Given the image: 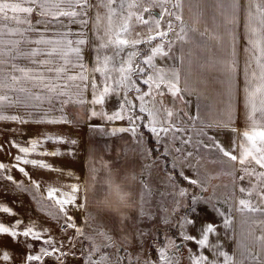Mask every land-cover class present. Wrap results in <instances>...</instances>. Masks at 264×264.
Wrapping results in <instances>:
<instances>
[{
	"label": "snow or ice",
	"instance_id": "snow-or-ice-1",
	"mask_svg": "<svg viewBox=\"0 0 264 264\" xmlns=\"http://www.w3.org/2000/svg\"><path fill=\"white\" fill-rule=\"evenodd\" d=\"M206 3L207 0H95V3L92 0H0V121L21 126H76L93 118L108 125L114 121L122 122L120 126L108 127L89 123L88 127L111 137L129 134L135 146L124 153L125 157L131 152L141 160L151 161L142 165V173L159 168L161 157L165 158L168 163L163 167L168 170L161 182L171 189L160 192L159 199L153 203V188L149 183L139 181L142 190L139 207L135 205L132 209L135 218L129 215L120 218L122 226L132 220L134 236H125L121 244L110 234L111 228L103 227L106 218L99 221L100 229L93 226L97 217L87 211L85 190L89 177L83 183H61L42 188L41 182L33 179L24 167L31 165L49 170L57 173L58 178L74 177L73 169L65 170L63 165L54 166L45 159L30 156L71 158L69 163L75 164L79 162L78 149L72 146L78 144L77 139L46 133L43 138L12 140L11 147L17 149L18 154L13 158L14 163L0 162V180L10 182L21 193L32 194L38 205L47 201L46 207L50 209L47 214L58 222L61 232L75 230V235L68 237L65 244L63 237L57 238L48 227L39 228L32 218L27 222L17 218L10 224L0 221V234L26 249L21 264H45L46 259H52L54 264H67L69 258L82 259L83 264H114L113 257L118 258L119 264H124L125 260L127 264H180L179 253L190 242L197 245V250L188 247L189 264H264V0H244L242 89L238 82L241 71L237 31L241 2L213 0L210 24L205 13ZM169 4L171 8L166 7ZM186 6L188 19L184 16ZM156 8L160 9L158 15L153 11ZM90 11L94 12V18L89 17ZM145 14H148L147 19ZM164 17L168 20L166 28L162 29ZM90 22L92 36L97 41L94 45L86 31ZM74 24L78 25L76 31L71 28ZM41 25L43 28L39 27ZM136 26H148L149 32L154 27L156 31L147 38H130ZM176 46H179L178 55H174ZM89 49L93 53L91 66L84 56ZM158 61L173 63L160 64ZM205 71L224 76L219 82L226 85L227 101L219 112L210 108L207 116L202 115L197 103L196 114L190 115L186 110L190 101L185 100V96L196 92L199 101L202 95L190 81L204 82L202 74ZM89 85L91 99L85 95ZM240 91L243 92L244 115L249 129L242 133L243 139L238 146L233 139L230 151L214 136H209L207 129L237 131L231 125L235 121L236 97ZM165 95L173 98V107L165 105ZM110 98L117 101L114 109L107 108ZM177 101L183 108H175ZM69 105L81 109L73 119L65 112ZM86 105L89 107L85 115ZM16 108L26 111L23 115L7 114V110ZM186 124L191 127L186 128ZM144 129L153 139L152 146H147ZM11 131L21 132L20 129ZM186 132L193 134L185 138L181 134ZM177 141L181 147H174ZM47 142L68 148L62 151L57 146L46 150L43 146ZM156 145L162 146L163 152L152 159ZM184 146L196 149V164L190 162L194 153L185 152ZM237 147L239 155L233 154ZM201 148L218 153L216 159L209 162L221 165L217 175L230 177L232 184L238 186L241 197L235 206L230 202V196H216L215 188L219 186H213L212 196L203 195L213 177L201 174L203 157L198 154ZM4 151V146L0 145V152ZM101 161L98 167L94 161L90 168V173H97L93 179H98L100 172L111 175L114 170L109 162ZM186 169L196 178H191ZM237 170L241 173L238 180ZM14 171L22 174L29 183L17 181L12 174ZM76 179L79 181L80 177ZM245 181L249 186H239ZM182 182H187V186H182ZM101 188L102 183L98 185V189ZM190 188L199 191L192 193ZM220 204H228L227 211L218 206ZM202 206H206L218 222L204 220L199 210ZM75 211L86 213L84 223L90 231H85L73 214ZM180 212L183 214L177 218ZM0 213L17 216L6 203H0ZM154 217H158L155 222ZM142 222L153 224L150 229H144L139 227ZM161 226L165 234L164 241L155 249L158 260L144 258L147 240L155 239ZM257 227L260 235H254ZM171 229L177 230L180 243L170 234ZM221 236L229 241L235 238L232 254L224 250ZM77 240L81 241L79 255L75 251ZM68 245L71 247L65 250ZM134 245L141 251L132 255L129 248ZM0 261L13 264V256L7 250L0 251Z\"/></svg>",
	"mask_w": 264,
	"mask_h": 264
},
{
	"label": "crops",
	"instance_id": "crops-1",
	"mask_svg": "<svg viewBox=\"0 0 264 264\" xmlns=\"http://www.w3.org/2000/svg\"><path fill=\"white\" fill-rule=\"evenodd\" d=\"M93 2V1H92ZM242 8L241 11L239 13L240 15V21H239V27L237 29L239 36H240V43H239V48H238V60H239V65H240V71H241V76L238 80L239 82V86L242 89L243 88V79H242V70H243V66H244V62H245V53H244V44L245 41L243 39L244 36V9H243V5H244V0H240ZM205 13L206 16L209 19V24L211 23V16L213 15V8H214V3L213 0H207V3L205 4ZM94 12L90 11L89 12V17H93ZM189 17V13L185 16V19H188ZM36 17L33 16V21H35ZM65 23H67V21L65 20ZM40 28H43V25L39 26ZM71 28L73 31L78 30V25H71ZM200 30L203 31L204 30V25L201 24L200 25ZM87 33H88V37L91 41V44H93V36H92V23L90 22L87 29H86ZM75 39L76 37H70ZM158 42V41H157ZM177 51L174 55H178L179 54V46H176ZM85 56V61L89 63V65L91 66V62H92V51L86 50L84 53ZM19 63L21 64H25V61H19ZM173 63V62H172ZM184 75V73L182 72V76ZM203 77V81H197V80H192L190 81V83H192L193 87L202 93V95L200 96L199 101L197 100V93L193 92L192 95H186L185 96V100L190 101V104L187 107V111L189 112L190 115H195L197 112V103L200 104L201 109H202V115L207 116L209 113V109H213L214 112H219V110L221 108L224 107L226 101H227V96L225 95L226 92V85L225 84H221L219 81L224 80V76L219 73V72H208L205 71L202 74ZM183 86V84L181 85ZM144 90H146V86H143ZM86 97L88 99H91V89H90V85H89V90L85 93ZM173 99V98H172ZM59 106V105H58ZM176 107L178 109L183 108V105L177 101L176 102ZM25 109H20V108H16V109H9L7 110V114H21L23 115L25 113ZM65 112L66 114L69 116L70 119L75 118L78 114L81 113V109L78 106L75 105H69L65 108ZM85 112V108L83 110V113ZM56 115H59V113H55ZM181 116L183 115V112L180 113ZM95 125H104L105 127L108 126H120L122 124V122H112V125H108L106 122L104 121H99L98 122H94ZM197 126L200 127V125L198 124ZM231 127H234L235 129H237L236 131V135L242 131L248 130L249 129V125L247 124L246 120H245V115H244V108H243V92L240 91L237 94L236 97V112H235V121L234 123L231 125ZM11 129H20L21 132L17 133V132H13L11 131ZM210 131H214L216 132V135H220V138H224V135L228 132H230V129H220V128H213V129H207V132L209 133ZM233 132V131H231ZM26 133V134H23ZM46 133H51V134H63L65 136H67L68 138H75L78 140V144L75 146H72L75 149H78V156H79V162L75 163V164H70L69 160L71 158H65V157H40L36 154H32L30 156V158H37V159H45L47 162L52 163L54 166H60L63 165L65 167V170L68 169H73L75 172L74 177H67V176H62L58 178V174L51 172L49 170H42V169H36L33 168L31 165L28 166H24L26 171H29L30 176L33 179L38 180L39 182H41L42 184V188L46 187L47 185H54V186H58L61 183H73V182H80L83 183V181L85 179H87L90 175V168L93 165V162L96 161L97 162V166H99V161L101 158H108L110 156L111 161L108 160L107 162H109L112 166V164L115 162V160L117 159V156H121L122 158H126V159H132L133 158V154L131 152H128V156L125 157L124 153L126 151H128L129 149L133 148L134 142L131 140V137L129 134H118L116 137H111V136H107V135H100L98 132L92 131L89 129L88 127V123L85 121L84 123L78 124L76 126L73 125H47V124H43V125H34V124H29V125H19L15 122H4V121H0V145L4 146L5 151L4 152H0V162H11L14 163V156L17 153V149L12 148L10 142L12 140H19V141H27L30 138H43V135ZM116 139V141H119V143L114 142V140ZM129 140V141H128ZM128 141V142H127ZM209 141H206L205 143H208ZM119 144L118 148L116 147ZM223 144V143H222ZM60 147L62 151H66L68 146L67 145H54L52 142H47L43 147L46 150H53L54 147ZM147 146L148 145V141H147ZM107 147V150H105V148ZM237 151L235 150V152L233 154L235 155H239V153H236ZM216 156L218 155V153H214ZM144 161V160H143ZM145 163H149V161H144ZM207 167H206V171L207 173L209 172V176L213 177L211 180V187H209V190H207V192L209 193L208 196H212L213 195V186H219L215 188V194L216 196L222 197V198H226V197H233V199H231V203L233 204V206H235L236 203V198H240L241 195L236 194L235 193V186H234V190H230L227 193V190L225 189H230V184L231 182V178L225 175H217V173L221 172V167L220 165H214L213 163L211 164L210 162L206 163ZM239 166L237 165V168ZM114 169V167H112ZM240 172L237 170L236 172V177L240 176L239 174ZM13 175H17L18 177L14 178L18 181L24 180L23 182H27L29 183L28 179L23 177L22 174L14 171L12 173ZM201 174L202 175H206V173L203 172L202 168H201ZM76 177H80V180L77 181ZM18 178V179H17ZM239 178V177H238ZM209 180V181H210ZM238 180V179H237ZM208 181V183H209ZM6 181L0 180V203H3L1 201V197L4 198V192H5V183ZM246 182V181H245ZM227 184L228 187L225 188L223 187V185ZM198 192V191H196ZM195 193V192H194ZM205 195V192L203 193ZM255 199V197H254ZM17 203V202H16ZM220 207H222L225 211H227L228 209V204H220L218 205ZM22 208V207H21ZM200 213L203 215L204 220L206 221H215L218 220V218H216L214 216L213 213H211L208 208L206 206H202L200 207ZM183 212H181L180 215H182ZM235 212H233V216H235ZM199 223V221H198ZM177 235V230L175 229V233ZM192 234H196L195 232H193ZM229 235H232V233H229ZM254 235H260V229L257 227L254 230ZM4 234L0 235V238L2 237V239ZM158 236V234H157ZM178 237V235H177ZM179 238V237H178ZM153 240V239H152ZM151 240V241H152ZM181 241L180 238L177 240ZM229 242V240H228ZM149 243V241L147 240L146 244ZM235 243L236 240L235 238L230 240V244H227V246L225 247V250L228 251L230 254L233 253L234 251V247H235ZM188 247H191L194 251L197 250V248H195V243L194 242H190L188 243L187 247H184L183 249L185 250V264H189V260L187 259L188 256ZM206 255H209L211 258V254L208 253L207 251H205ZM238 254V253H237ZM133 255V253H132ZM180 255V264H184V261L182 259L181 254ZM150 255L147 254L145 255L144 258H150L153 261L158 260V255H156L155 257H149Z\"/></svg>",
	"mask_w": 264,
	"mask_h": 264
},
{
	"label": "rangeland",
	"instance_id": "rangeland-1",
	"mask_svg": "<svg viewBox=\"0 0 264 264\" xmlns=\"http://www.w3.org/2000/svg\"><path fill=\"white\" fill-rule=\"evenodd\" d=\"M92 1H93V3H95V0H92ZM166 7L171 8V4L166 5ZM141 10H142V8H141ZM155 10H157L158 13L160 11L159 8H156ZM101 11H103V10H101ZM187 14H188V11H187V6H186L184 16H186ZM93 18H94V14H93ZM145 18L146 19L148 18V14H145ZM167 20H168L167 17L163 18L162 24H161L162 29L166 28ZM176 29L178 31V29H179L178 24H176ZM155 31H156V29L154 27L152 28V31L149 32L148 26H136L134 28L132 36L130 38H147L149 35L154 34ZM137 33H139V36L136 35ZM171 38H174V36ZM96 43H97V41L93 37V45ZM141 47H144V46L141 45ZM176 51H177V48L174 49V54L176 53ZM91 58L93 59V53H92ZM158 63H160V64L166 63L168 65H171L172 61H158ZM91 64H92V62H91ZM96 78H97V81L99 82V74L98 73L96 74ZM146 90H147V88H146ZM163 99H164V103L166 106L173 107V99L170 95H165ZM116 104H117L116 99L110 98V101L107 104V108L108 109H114ZM88 107H89V105L85 106V112H84L85 115L87 114ZM175 108L178 109L176 107V104H175ZM85 121L88 124L89 123L94 124V122L99 123L100 120L98 118H93L91 121H87V120H85ZM185 127L190 128L191 125L186 124ZM197 127H199V126H197ZM243 132L244 131H242L236 135V132L230 131L224 135V138H220L221 134L216 135V132H214V131H210L208 133V135L214 136L217 140H219L221 143H223L225 148H227L228 150L231 151L233 139H235L236 144L238 146L239 143L241 142V140L243 139V136H242ZM192 134H193L192 132H186V133L181 134V135H185V138H186L187 135H192ZM193 139L195 140L196 137L194 136ZM206 141H207V139L205 138V142ZM114 142L119 143V141H116V139L114 140ZM148 145H149V143H148ZM118 146H119V144L116 147L118 148ZM160 147H159V149H160ZM174 147H181L179 141L176 142ZM184 148H185V152L192 151L194 153L190 162L193 164H196L197 163V161H196V155H197L196 149L193 146H184ZM236 151H237L236 153H239V147L236 148ZM162 152H163V148H162ZM160 154H158V155H160ZM198 154L201 157H203V159H201V161H200V165H201L200 171L202 168L203 172L206 173V175H207V174H209V172L207 173V171H206V167H207L206 163H208L210 160L216 159L217 156L214 154V152L209 153V152H207V150H205L203 148H201L199 150ZM156 156L157 155L155 154V152L153 150L152 159H155ZM101 159H103L104 161H108V160L111 161L110 156L107 159L106 158H101ZM101 159H100V161H101ZM180 159L182 160L183 156H181ZM144 163L145 162L143 160H141L138 156H135V155H133L132 159L122 158V155L121 156L119 155V156H117V159L115 160V162L112 164V167H114V170L118 171L121 175L127 170H132V171L136 172L139 176V181L143 180L146 183H149L150 187L153 188L152 202L155 203V201H157L159 199V193L160 192H165V191L170 192L171 191L170 188H166L165 185L161 182L165 179V174H166V171L168 170V169H165L163 167V165L166 164V160H165V158L161 157V159L159 161V164H160L159 168L151 170L150 172L142 173L141 168H142V165ZM149 163H151L150 160H149ZM214 165H216V164H214ZM217 165H219V164H217ZM220 167H221V165H220ZM185 171L191 178H196L193 175L191 170L186 169ZM239 174L241 175V173H239ZM14 176L18 177L16 174ZM157 177H159V178H157ZM238 177H237V179H238ZM18 181H19V179H18ZM21 181H24V180H21ZM139 181L137 182V184L135 185V188H134V195H135L137 207H139L140 195H141V190H142V186L139 183ZM5 183H6L5 184V192H4L5 194H4V198L1 197V201L3 203H6L9 207H11L14 210V212L17 213V216L10 217L8 214L0 213V221H3V222L10 224V223L14 222V220L17 218L23 219L25 222H27L29 218H32L37 223V226L39 228L48 227L49 229H51L52 234L55 235L57 238L63 237L65 244H67V238L68 237H72L75 235L74 229L67 230L66 232H61V230L58 227V222L56 220L52 219L47 214L48 211L50 210L46 207V205L48 203L47 201H41V203L38 205L36 200L33 199L32 194L21 193L18 190H16L14 185H12L10 182H5ZM24 184L27 185L28 183L24 182ZM211 185L212 184H211V180H210L209 183L207 184V190H209V187H211ZM182 186H187V184L182 182ZM239 186L247 187L249 185L247 184V181H246V182H243V184L239 185ZM235 188H236L235 193L241 195V193L238 190L237 185L235 186ZM231 189L234 190V186H232V183L230 184V189H225V190H227L226 194H228V192ZM196 191H199V190L195 189V188H190V192L194 193ZM208 194L209 193L207 191H205V195L204 194L203 195L205 197H207ZM231 199H233V197H231ZM236 199H238V198H236ZM87 211L92 213L93 216L97 217V222H93V226L97 229H100L102 227V225L99 223V221L105 220V218H106L103 227H105V229L111 228L113 230L110 234L113 235L114 239L117 242L123 244L125 236H129V238H132L134 236V228H133L132 220L127 221L125 223V225L122 226L120 223V218H117V217L110 215V214L97 215L94 213V211L90 207H88ZM73 214L78 217V219L81 222V225L85 227V231L86 232L90 231L87 228L86 224L84 223V216L86 215V213L75 211ZM180 214H181V212L177 214V218ZM128 215L130 217L135 218L136 213L134 210H130ZM156 220H158V217H154L153 222H155ZM215 221L218 222V220H215ZM153 222H142V223H140L139 227L144 228V229H150L152 227ZM221 232H223V229H221ZM174 233H175V229H171L170 234L173 235V237L176 239V242H177V240L179 238ZM157 234H158V236L155 239H157V238H160V239H158V240L153 239L154 247H152L150 245L152 238H149L148 239L149 243L145 244L146 254H147V252L150 251L151 254L155 253L156 255H158L156 253L155 249H156V247L160 246L161 243L164 241L165 230H164L163 226L160 227ZM3 237H4L3 239H2V237L0 238V251H3V250L9 251L13 256V264H21V258L25 254L26 249L23 246H21L20 244L16 243L10 237H8L6 235H4ZM21 239H23V238H21ZM220 239H221L222 243L225 245V247L227 246V244L231 245L230 241L228 242V240H225L223 236H221ZM84 243H85V247H87L88 246L87 242H84ZM80 244H81V241L77 240L76 241V249H75L77 255H79ZM38 247H39V243L36 244L37 249H38ZM70 247L71 246L68 245L65 250H68V248H70ZM195 248H197L196 244H195ZM224 250H225V248H224ZM112 251H114V250H112ZM140 251H141V249L139 248V246L134 245L133 247L129 248L130 254L133 253V255H135L136 253H139ZM121 255H123V253H121ZM113 262H114V264H119L118 258L113 257ZM0 264H3V262L0 261ZM45 264H54V262L52 259H46ZM67 264H83V262H82V259H71V258H69L67 260ZM124 264H127V260L124 261Z\"/></svg>",
	"mask_w": 264,
	"mask_h": 264
},
{
	"label": "clouds",
	"instance_id": "clouds-1",
	"mask_svg": "<svg viewBox=\"0 0 264 264\" xmlns=\"http://www.w3.org/2000/svg\"><path fill=\"white\" fill-rule=\"evenodd\" d=\"M95 175L97 173H90L85 185L88 207L97 215L110 214L117 218L127 216L136 205L134 188L139 181L138 174L127 170L121 175L113 170L111 175L100 172L98 179H93ZM101 183L103 188L98 189Z\"/></svg>",
	"mask_w": 264,
	"mask_h": 264
},
{
	"label": "trees",
	"instance_id": "trees-1",
	"mask_svg": "<svg viewBox=\"0 0 264 264\" xmlns=\"http://www.w3.org/2000/svg\"><path fill=\"white\" fill-rule=\"evenodd\" d=\"M142 46H143V45H142ZM144 132L146 133L147 141H148V143H149V146H152L154 142H153V139H152L151 135L147 133V130H146V129H144ZM159 147H160V145H156L155 148H154V152H155L156 155L162 153V146L160 147V149H159ZM166 163H168L167 160H166ZM183 183L187 184V182H183ZM158 239H160V238H157V239H155V240H158ZM150 245H151L152 247H154L153 240L151 241ZM180 254H181L182 259H183L184 264H185V262H186V260H185V250L182 249L181 252H180ZM148 255H150L151 257H155L156 254H155V253H154V254H151V252L149 251V252H148ZM150 256H149V257H150Z\"/></svg>",
	"mask_w": 264,
	"mask_h": 264
},
{
	"label": "water",
	"instance_id": "water-1",
	"mask_svg": "<svg viewBox=\"0 0 264 264\" xmlns=\"http://www.w3.org/2000/svg\"><path fill=\"white\" fill-rule=\"evenodd\" d=\"M154 11V13H156V14H158V11L157 10H153ZM181 241H178L177 243H180Z\"/></svg>",
	"mask_w": 264,
	"mask_h": 264
}]
</instances>
